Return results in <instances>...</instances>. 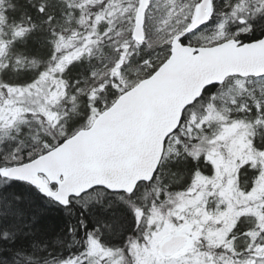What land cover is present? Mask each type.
Segmentation results:
<instances>
[{"label": "snow or ice", "instance_id": "snow-or-ice-1", "mask_svg": "<svg viewBox=\"0 0 264 264\" xmlns=\"http://www.w3.org/2000/svg\"><path fill=\"white\" fill-rule=\"evenodd\" d=\"M0 264H264V0H0Z\"/></svg>", "mask_w": 264, "mask_h": 264}]
</instances>
